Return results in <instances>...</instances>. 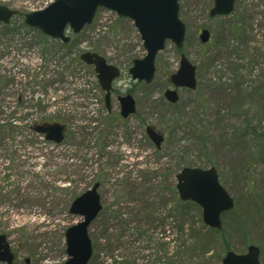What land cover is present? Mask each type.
Here are the masks:
<instances>
[{
    "label": "rangeland",
    "instance_id": "rangeland-1",
    "mask_svg": "<svg viewBox=\"0 0 264 264\" xmlns=\"http://www.w3.org/2000/svg\"><path fill=\"white\" fill-rule=\"evenodd\" d=\"M53 1L0 0L17 11L8 27L0 24V233L19 254L17 262L65 264V232L82 220L70 205L100 181L103 208L89 227V264H170L183 239L181 217H169L177 199L183 201L177 175L184 167L214 166L235 206L222 215L227 245L220 242L219 253L209 250L207 264H222L228 250L244 254L250 245L260 248L264 264V151L246 134L248 121L264 132V0H237L230 15L217 17L209 15L213 0H180L184 45L166 42L149 84L129 72L134 59L147 53L141 34L131 19L105 8L81 32L70 31V45L58 46L57 55L54 42L48 51L44 43L41 51L31 48L41 36L24 16ZM204 29L210 32L206 42L200 38ZM85 51L121 69L116 86L134 96L136 114L122 118L117 102L107 112L94 68L80 59ZM181 54L197 66L198 85L181 89L175 108L164 91L173 88L170 76ZM177 111L196 131L172 127ZM42 118L69 127L48 168L30 129ZM149 124L165 132L160 152L146 133ZM200 132L211 140L206 152L195 140ZM209 157L215 165L205 162ZM199 212L198 228L201 218L206 225Z\"/></svg>",
    "mask_w": 264,
    "mask_h": 264
},
{
    "label": "water",
    "instance_id": "water-1",
    "mask_svg": "<svg viewBox=\"0 0 264 264\" xmlns=\"http://www.w3.org/2000/svg\"><path fill=\"white\" fill-rule=\"evenodd\" d=\"M236 0H214L210 16L229 15L233 12ZM105 8L115 12L119 17L131 19L143 40L146 56L134 59L130 74L134 80L151 83L156 72V57L162 51L167 41L182 48L186 38V24L180 19V0H55L42 10L29 12L25 15V23L42 31L53 39L67 43L71 40L68 30L77 34L90 25L99 9ZM17 11L0 5V21L9 23ZM200 38L206 42L210 38L207 29L202 30ZM81 59L93 65L99 83L106 91V103L110 108V91L112 83L120 75V70L107 62L96 52L86 51ZM175 87L194 89L197 85L196 65L189 58L181 55L180 67L171 75ZM165 97L170 102H177L179 94L176 89H168ZM121 110L124 117L135 113L136 103L131 95L120 98ZM65 126L55 124L48 127H37L39 132H47L49 138L58 141L64 139ZM147 133L160 147L164 136L149 125ZM177 190L181 200L193 201L200 205L203 211L204 223L212 228H222V215L233 209L235 201L228 190L220 182L215 167H185L177 175ZM99 183L75 198L70 206V213L80 215L83 219L67 228L66 253L69 258L65 264H89L93 255L92 240L89 227L98 217L103 205L98 191ZM261 250L256 245H250L244 254L228 251L222 264H261ZM13 254L4 234L0 235V262L13 264Z\"/></svg>",
    "mask_w": 264,
    "mask_h": 264
},
{
    "label": "trees",
    "instance_id": "trees-1",
    "mask_svg": "<svg viewBox=\"0 0 264 264\" xmlns=\"http://www.w3.org/2000/svg\"><path fill=\"white\" fill-rule=\"evenodd\" d=\"M41 38L45 39L46 36L41 35ZM52 42L57 43V47L59 46L58 48H63V47L65 48L70 45V43L64 44L60 41L53 40ZM66 51L68 52V49H66ZM78 60L80 59L78 58ZM253 93L262 96L261 93H258V88L257 89L254 88ZM182 112L183 111L175 112L172 119V125H173L172 127L177 128L179 127V124L182 122H185V124L188 125V128L189 125L192 126V124L189 121L185 120V115L183 114L184 112L183 113ZM245 125L247 124L245 123ZM192 128H193V132L196 131L197 129L195 128V126H192ZM247 128L248 129L246 134L254 137V139H252V143H256L257 148L260 149V153L263 154L264 132L257 131L256 127L252 125L250 121H248ZM260 139H261V145L258 144ZM195 140L198 142L197 145L200 148V150L204 152L208 150L209 144L211 145L210 142L211 140L209 137L205 135V133L200 132L199 135L196 134ZM254 147L256 146L254 145ZM205 162L210 163L211 165L212 164L215 165V162L210 157L207 158ZM199 209L200 207L196 203L192 201L183 202V201H179V199H177L176 204L173 205V207L171 208L169 217H172L174 219L181 217V221L179 222L178 225V230L179 233L181 232L180 234L182 235L183 239L180 249L176 253V255L178 254V260L176 259L175 261L173 258L171 259L169 257L170 264H207L208 260L206 254L208 253L209 250H213L214 252L218 251V245L220 242L221 244L223 242V245H227V240H226L228 236L226 233L227 230L223 228L221 230L210 228L202 223L201 221L202 218L199 220V222H201L200 223L201 226L199 228L197 227L198 224L197 216L199 215L198 213H200ZM224 242H226V244H224ZM219 252L220 251H218V253Z\"/></svg>",
    "mask_w": 264,
    "mask_h": 264
},
{
    "label": "flooded vegetation",
    "instance_id": "flooded-vegetation-1",
    "mask_svg": "<svg viewBox=\"0 0 264 264\" xmlns=\"http://www.w3.org/2000/svg\"><path fill=\"white\" fill-rule=\"evenodd\" d=\"M213 2H214V0H213ZM235 8V7H234ZM17 14V13H16ZM15 16V15H14ZM13 18V17H12ZM12 20V19H11ZM0 24H2L4 27H8L10 24H11V21L9 22V23H4V22H0ZM38 32V34H39V36H41L42 35V33L40 32V31H37ZM48 39H41V38H39V39H36L35 41H31L30 42V47L31 48H33V47H37V48H40V51H41V48H42V44L44 43L45 44V50L47 49L46 47H48V45H50V43L54 40V41H58L57 39H52V38H49V37H47ZM48 42H50V43H48ZM10 48L11 47H7L6 48V51H5V53H6V55L7 56H9V55H11V51H10ZM52 50H53V52H52V54L53 55H57V46L56 47H54V48H52ZM46 51H48V50H46ZM195 65V64H194ZM94 68V67H93ZM119 70H120V75L118 76V77H116L115 79H114V81H113V83H112V89H111V91H110V108H108L107 107V103H106V91L105 90H103V92H104V103H105V107H106V109H107V112L108 113H111L112 112V110H113V108H114V105H115V103L117 102L118 103V105L117 106H120V116L122 117V118H124V119H126V118H128V117H130V116H133L134 114H136V112H137V102H136V99L134 98V96L131 94V93H123V91H121L120 89H118L117 88V81L121 78V69L119 68ZM196 79H197V66H196ZM145 82V81H144ZM170 82H171V84H172V86H173V88H168V89H176L177 90V92H178V94H179V100L177 101V102H175V103H173V102H170L166 97H165V93H166V91L168 90V89H166L165 91H164V98H165V100L166 101H168L172 106H174L175 108H177V104H178V102L180 101V90L181 89H186V90H194V89H196V87H197V85H198V79H197V85H196V87L194 88V89H191V88H188V87H175L174 86V84L172 83V81H171V76H170ZM149 84V83H148ZM102 88V87H101ZM6 89H7V86H6ZM126 95H131L133 98H134V100H135V103H136V111H135V113H133V114H130L128 117H124L123 115H122V110H121V100H120V98L121 97H123V96H126ZM19 100H21V98L19 99ZM197 102H198V100H197ZM199 105V104H198ZM198 105H197V107H198ZM201 110V109H200ZM185 120H187V116L185 115ZM188 121H190V120H188ZM55 124H62V125H64L65 126V128H64V130H63V135H64V139L62 140V141H58V140H56L55 138L53 139V138H49L48 136H47V132H39V131H37L36 130V128L37 127H48V126H51V125H55ZM180 124H182L183 126H186V124H185V122H182V123H180ZM149 125H151L152 127H154V129L158 132V133H160V134H162L163 136H164V139H163V141H162V143H161V145H160V147H158L157 145H156V143L150 138V136H149V134L147 133V127L149 126ZM149 125H147V127H146V133H147V135H148V138L150 139V141L154 144V146H155V149H156V151H158V152H160L162 149H163V144H164V142H165V139H166V136H165V132L164 131H162V130H160V129H158L157 128V126H155V125H153V124H149ZM31 130H33L34 132H35V140H36V142H37V144H41V145H43V146H40L42 149H43V151H44V153H42V151L40 152V154L42 153V159H43V161L45 162V163H47V168L51 165L50 163H52V162H54V160H55V158H56V153L55 152H57V150H58V147H59V145L62 143V142H64L67 138H68V131H69V127H68V125L67 124H65V123H62V122H60V121H58L56 118H42V119H39L36 123H34L32 126H31V128H30ZM49 149L51 150L50 152H49ZM39 153V152H38ZM96 183H99L100 185H99V188H100V186H101V183H100V181H98V182H95L94 183V185L96 184ZM93 185V186H94ZM92 186V187H93ZM91 187V188H92ZM98 188V189H99ZM2 189V183L0 182V190ZM90 189V188H89ZM70 212V211H69ZM2 234H4V233H0V235H2ZM5 236H6V239H7V242L9 243V246H10V250H11V252H12V254H13V258H14V260H13V264H21V262H17V259L19 260V254L12 248V245H11V243L9 242V237L6 235V234H4ZM30 261H31V258H26V263H28V264H30ZM0 264H9L8 262H0Z\"/></svg>",
    "mask_w": 264,
    "mask_h": 264
}]
</instances>
